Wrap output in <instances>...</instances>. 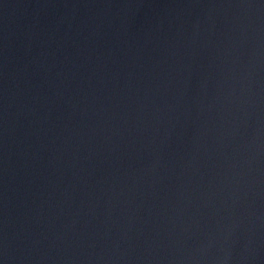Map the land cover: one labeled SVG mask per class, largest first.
Here are the masks:
<instances>
[{
  "label": "water",
  "instance_id": "water-1",
  "mask_svg": "<svg viewBox=\"0 0 264 264\" xmlns=\"http://www.w3.org/2000/svg\"><path fill=\"white\" fill-rule=\"evenodd\" d=\"M0 264H264V0H0Z\"/></svg>",
  "mask_w": 264,
  "mask_h": 264
}]
</instances>
